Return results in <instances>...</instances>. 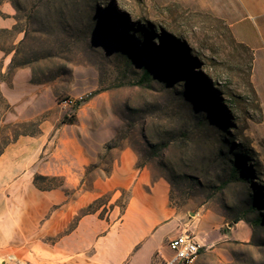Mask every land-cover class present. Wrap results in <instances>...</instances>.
Masks as SVG:
<instances>
[{"label": "rangeland", "instance_id": "374dc122", "mask_svg": "<svg viewBox=\"0 0 264 264\" xmlns=\"http://www.w3.org/2000/svg\"><path fill=\"white\" fill-rule=\"evenodd\" d=\"M17 1L20 14L11 0L0 6V18L9 16L7 3L16 22L0 33L2 52L15 58L0 79L28 70L29 83L47 89L55 107L30 122L0 124V150L19 134H37L41 121L53 122L51 137L96 145L85 186L66 190L76 197L94 179L102 185L80 215L123 212L135 186L147 198L166 182L172 213L188 225L180 233L191 230L203 245L193 264H264V52L253 81L250 55L232 43L224 21L168 0ZM6 113L0 92V120ZM74 116L73 124L63 122ZM36 177L42 190L63 183ZM167 244L157 254L169 259ZM0 264L28 263L8 252Z\"/></svg>", "mask_w": 264, "mask_h": 264}, {"label": "crops", "instance_id": "0c3cea01", "mask_svg": "<svg viewBox=\"0 0 264 264\" xmlns=\"http://www.w3.org/2000/svg\"><path fill=\"white\" fill-rule=\"evenodd\" d=\"M168 1L224 21L233 38L252 51L254 81L257 53L264 52V0ZM158 2L164 5L166 0ZM9 6L4 3L2 7L9 16L0 18V30L15 26ZM254 27L260 29L263 42ZM11 61V54L0 49V73L9 71ZM29 79L26 69L13 73L10 80L0 79L7 108L0 124L30 122L55 107L50 92L30 84ZM54 126L45 119L39 123L37 134H19L0 150V255L16 252L28 264H158L157 251L162 243L187 225L182 223V214L172 213L169 207V185L156 184L147 198L135 186L136 194L123 212L114 208L105 217L99 211L80 215L97 199V187L102 185L94 179L90 190L78 191L76 197L67 196L66 190L85 186L82 179L97 155L96 145L80 136L55 135L57 146L50 150ZM66 139L79 142L66 144ZM36 174L60 177L62 186L50 191L39 189ZM76 217L75 225L69 228Z\"/></svg>", "mask_w": 264, "mask_h": 264}, {"label": "built area", "instance_id": "2783aa9c", "mask_svg": "<svg viewBox=\"0 0 264 264\" xmlns=\"http://www.w3.org/2000/svg\"><path fill=\"white\" fill-rule=\"evenodd\" d=\"M70 103L72 104V101ZM167 246L172 257L167 259L159 254L157 257L158 264H193L195 257L199 256L203 248L200 240L191 230L182 231L171 239Z\"/></svg>", "mask_w": 264, "mask_h": 264}, {"label": "trees", "instance_id": "16d2710c", "mask_svg": "<svg viewBox=\"0 0 264 264\" xmlns=\"http://www.w3.org/2000/svg\"><path fill=\"white\" fill-rule=\"evenodd\" d=\"M4 0H0V6L2 4ZM46 0H39L40 3H44ZM11 3H12V6L13 8L15 9V11L17 12V14H20L22 11H23V5H21V3H19L17 0H11ZM1 9V7H0ZM1 14V12H0ZM21 19H19L17 17V21H20ZM2 31L0 30V33ZM26 33V31H24ZM229 33L231 35V39H232V43L234 45H236L237 47H239L240 49H242L244 52H247L249 55H250V63H249V77H251L252 75V69H253V62H254V56L252 54V51L247 47L245 46L244 44H241V43H238L232 36L230 30H229ZM1 49V48H0ZM3 51V49H1ZM10 54V52H9ZM137 57V56H136ZM14 64H15V58L13 57L12 58V61H11V64H10V70L13 69L14 67ZM18 68V67H17ZM154 69V64L153 63H150L148 65H146V71H145V78H147L149 76V74L152 72V70ZM80 105V102L76 103V108ZM74 119H75V116L74 118L72 117L71 119H67V117L64 118V120H68L69 122L67 121H63L64 123H69V124H73L74 123ZM38 177L35 178V181H37Z\"/></svg>", "mask_w": 264, "mask_h": 264}, {"label": "bare ground", "instance_id": "6f19581e", "mask_svg": "<svg viewBox=\"0 0 264 264\" xmlns=\"http://www.w3.org/2000/svg\"><path fill=\"white\" fill-rule=\"evenodd\" d=\"M198 257H199V256H196V257H195V261H196V259H197ZM10 258H11V259H13V260H15V259H16V257H15V256H10Z\"/></svg>", "mask_w": 264, "mask_h": 264}]
</instances>
